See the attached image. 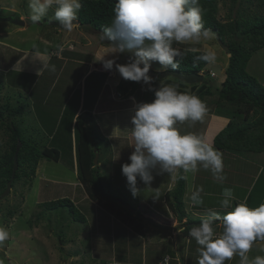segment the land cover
<instances>
[{
  "label": "rangeland",
  "instance_id": "1",
  "mask_svg": "<svg viewBox=\"0 0 264 264\" xmlns=\"http://www.w3.org/2000/svg\"><path fill=\"white\" fill-rule=\"evenodd\" d=\"M28 5L29 0H0V17L16 15L26 20L25 25H17L0 19V42L17 46L20 51L28 52L23 55L10 48L0 49L2 54L0 65H3L0 67V101L5 102L7 96H10L12 106L25 105L20 113H6L7 128L5 126L0 128V153L6 148L5 143L10 137L9 133L17 128L38 148L44 145L57 147L61 156L59 161L42 158L35 177L29 181L32 183V185L29 184L31 187L16 181L10 193L1 199L0 227H5L9 231L10 238L4 242L3 246H0V264H197L201 246L191 236L188 238L181 233L173 235L171 229H160L151 225L150 221H142L141 216L137 217V223H142L141 231H139L136 226H128V222L114 218L111 211L104 206L105 203L107 205L108 200L98 197L92 199L88 195L85 186L78 178L75 121L72 122L71 119L79 108L81 92L88 87L91 77L84 81L85 78L83 79L82 75L86 71V65L78 63L83 61L82 59L72 58L71 55L75 56V53H67L69 60L55 58L52 64L55 66V71H52L50 67L41 69L42 65L35 60L34 51L51 55L53 50L61 44L64 48L70 41H73L70 42L71 44L76 41L77 43L90 42L91 45L84 48L86 54L76 53L77 56L87 58L86 56H92L98 43L103 44L100 36L102 34L93 27L82 25L85 28L83 36L76 30L69 32L68 36L65 32L61 35L62 27L48 23L54 15L55 6L49 10L41 22L33 24L30 20ZM219 6L218 17L223 21L229 20L227 16L233 6L232 0H220ZM245 7L254 11L258 10L255 3L246 4ZM236 12V9L231 10V15L235 16ZM173 46L203 51L212 48L216 52V61L208 63L203 70L205 82L211 84L212 94L206 95L202 100L206 104L208 99L211 102L216 96L217 88L221 86L225 78L229 61V53L225 50V45L214 34V38L209 41L183 44L174 42ZM110 47L111 53L112 50L119 53L114 45ZM129 54L136 58L133 52ZM20 55L24 59L18 62L16 67L12 66ZM116 56L119 57L120 64L128 62L124 60L122 53ZM151 68L160 71L158 69L161 66L158 62H152ZM6 69H9L8 72ZM247 70L264 84V47L253 53ZM211 72L215 76H212ZM117 76L116 79L104 78V81L99 76L95 93L99 92L102 81L106 93L113 91V88L116 90L117 84L126 81L120 73ZM163 78L176 80L172 76ZM139 84L144 89L148 87L140 82ZM131 88L132 83H128V90ZM91 99L93 101V96ZM213 107L208 106L213 113H216L217 110ZM218 133L213 134L214 137ZM100 152L102 155L101 160L100 156L98 157V164L101 171L114 189L122 192L123 197H127L131 202L129 204L131 208H133L132 205L137 206L134 204L137 201L135 197L140 200L143 198V201L147 200L151 206L140 204L142 212L147 210L149 215L154 216L150 219L171 225L172 222L164 220L155 213L152 214L151 211L152 208H160L161 213H164L162 209L165 213L169 212L164 200V192L172 174L165 173L160 181L154 176L150 186L145 185L138 178L140 192L134 197L127 186L126 177L122 174L124 163L114 165L113 169L108 171L107 169L110 168L109 164L106 167L108 159L104 155L105 162H103L104 152L102 150ZM247 154L255 158V153ZM240 162L242 163L241 159ZM245 164L242 163L244 166ZM255 167L252 166L253 171H256ZM204 171L209 170L203 168L199 171V183L203 182ZM251 175L249 174V177ZM192 181L191 178V184ZM201 187L198 186L197 189ZM172 190L173 187L170 188V191ZM60 198L71 200L74 210L67 205L47 211V208L40 205V203ZM121 200H112L116 210L120 206L123 207ZM184 201L185 211L192 216L190 218L197 220V217L207 215L201 206L194 207L187 197ZM233 205V207L236 206ZM251 207L255 208L254 205ZM210 208L220 210L219 204H211ZM10 210H13V214L8 212ZM41 212L44 215L38 221ZM224 214L226 211L221 215ZM75 215H82L86 220L78 219ZM178 217L180 222V216ZM218 225L216 228H222ZM181 226L177 224L176 227ZM216 233L219 235L222 232ZM163 257L168 258L167 261H162ZM230 262L231 260H226L225 264Z\"/></svg>",
  "mask_w": 264,
  "mask_h": 264
},
{
  "label": "clouds",
  "instance_id": "2",
  "mask_svg": "<svg viewBox=\"0 0 264 264\" xmlns=\"http://www.w3.org/2000/svg\"><path fill=\"white\" fill-rule=\"evenodd\" d=\"M28 6L33 24L41 22L55 6L48 22L57 21L58 27L71 32L79 21L78 13L83 5L81 0H29ZM113 11L114 19L104 28L102 39L114 45L117 52L127 50L136 58L124 64L116 63L115 59H102L104 68L115 67L122 78L140 82L155 91L153 101L136 105L131 121L134 151L129 157L131 162L122 165V174L132 195L135 197L140 192L138 178L145 185H151L153 170L174 174L182 169L188 173L197 171L200 165L210 170L218 183H223L226 179L223 154L203 136L181 133L177 128L180 122L202 121L207 113L206 103L174 86L162 84L153 89L155 78L149 74L152 62H158L161 66L158 70L163 72L169 67H179L183 53L173 46L174 42L200 43L214 38V33L204 27L199 0H117ZM196 59L214 63L217 56L208 48ZM49 67L55 71L54 65L43 64V68ZM202 191L201 188L192 193L193 206L204 204ZM222 197L219 209L227 210L226 214L208 208L206 218L190 229V236L201 246L197 264H225L234 255L240 257V264H264V256L250 260L247 255L254 244L264 242V204L253 208L239 203L233 207L235 196L230 187L223 188ZM217 224L223 229L219 235ZM9 238V231L0 227V246Z\"/></svg>",
  "mask_w": 264,
  "mask_h": 264
},
{
  "label": "trees",
  "instance_id": "3",
  "mask_svg": "<svg viewBox=\"0 0 264 264\" xmlns=\"http://www.w3.org/2000/svg\"><path fill=\"white\" fill-rule=\"evenodd\" d=\"M81 2L83 6L78 13L80 24L93 27L102 34L104 28L112 24L114 19L113 9L117 0H81ZM232 2L233 6L227 16L229 20L223 21L218 17L220 0H199V4L203 9L204 27L210 29L223 45L228 46L229 53L225 78L222 80L221 86L217 88L218 94L216 92V96L211 102L215 104L218 114L225 115L230 120L215 136L214 144L218 148L233 152L254 151L255 153H261L264 152V84L247 70V65L253 53L264 47V0H232ZM253 3L258 7V10L254 11L249 7H245L246 4L251 5ZM233 9L237 10L235 16L231 15ZM100 36L102 38V35ZM102 40L103 44L107 43V40ZM177 48H180L183 53L179 67L176 69L169 67L168 69L183 73H200L209 63L196 59L203 54V50ZM152 73L151 76L155 78L152 88L157 89V81L160 77L156 75L158 72L152 71ZM96 74L102 79L105 78L104 72L92 71L86 77V80L90 77L91 79L94 78ZM170 80L173 83L168 82L172 84L165 85L174 86L180 92H187L201 99L208 94H212L211 84L206 83L205 79L194 84L183 82L178 78L176 80L170 78ZM128 83H132L131 93L139 87V82L126 80L117 85V90H128ZM189 85H191L190 90L187 89ZM145 92L148 95H155L154 90L146 89ZM12 103L10 96H7L5 102L0 101V128L5 126V119H8L6 113H20L25 108V105L12 106ZM71 120L73 122V117ZM95 125V120L90 111L80 113L76 117L78 178L85 186L90 198L96 199L98 197L108 200L107 205L105 203L104 206L116 218L128 222V226H136L141 231L142 223H137V217L141 216L140 219L144 222H149V218H146L142 209H140L138 197H135L137 201L134 203L137 206L132 205L134 212L124 205L117 210L112 205L114 203L112 200L118 199H122L128 204H131V202L127 197H123L122 192L114 189L111 182L101 171L99 164L94 163L95 152L96 150L100 152L101 143H103V137L95 130ZM5 128L7 127L5 126ZM9 136L5 143L6 148L0 153V194L5 190L7 182L11 178L14 167V154L19 143L21 146L18 153V169L12 187L16 181L31 187L29 184L32 185V183L29 181L35 177L40 160L46 158L59 161L61 156V152L57 147L44 145L42 148H38L33 142L27 140L17 128L9 133ZM185 187V178L180 176L174 189L170 193L168 192L166 196L167 204L180 218L187 216L184 206ZM40 205L47 208V211L67 205H70L74 210L72 201L68 198H60L40 203ZM12 211L8 212L13 214ZM41 213H39L38 221L44 215L43 212ZM76 217L83 221L85 219L82 215ZM204 218L206 216L197 217L196 222L193 218H189L182 224L183 229L180 230V233L189 237L190 229L199 225ZM167 259L164 257L162 261H167Z\"/></svg>",
  "mask_w": 264,
  "mask_h": 264
},
{
  "label": "crops",
  "instance_id": "4",
  "mask_svg": "<svg viewBox=\"0 0 264 264\" xmlns=\"http://www.w3.org/2000/svg\"><path fill=\"white\" fill-rule=\"evenodd\" d=\"M20 18V17H19ZM23 19V18H22ZM26 21V20H25ZM80 23L74 25V29L76 32L79 33V35L83 36V28ZM62 34L68 36L69 32H67L64 29H61ZM83 33V34H81ZM59 35V34H58ZM64 36V35H63ZM73 42V41H70ZM67 44L66 47H63V44H61L57 49H54L53 52L50 54L45 53H35L34 51V57L35 60L41 63L42 68L43 64H48L51 66L54 63V59L58 60H69V57L67 53H75L74 55H71L74 59H82L83 61H78V63H82L86 65V71L83 73L82 78L86 81V77L93 71V72H104L105 78L110 79H116L118 77V71L113 67L111 70H106L103 66V60L102 59H115L116 63L119 62V57L116 56L119 53H116L112 50L111 53V47L108 41L105 44L98 43V46L95 48L94 53H92V56H86L87 58H83L80 56H77L76 53L80 52L83 54H86L84 50L85 47L90 46V42H80L77 43H70ZM107 44V45H106ZM77 45L79 47H77ZM6 46V47H4ZM6 49L10 48L11 50L17 51L20 53H28L20 51L17 46L10 45L8 43L0 42V49ZM0 61L2 60V54L0 52ZM20 55L15 63L12 64V66L16 67L18 62L23 60L24 58ZM116 56V57H115ZM125 61H129L128 59H124ZM32 62V60L30 61ZM125 62L121 63L124 64ZM3 66L2 64L0 67ZM150 75H153L152 71L155 72H163V71H157L152 68H150ZM7 72L9 69H6ZM13 70V69H10ZM99 75L96 74L94 78L90 80V83L88 87H86L81 92V102L79 103V108L76 110L75 114L73 115V122L76 120V117L80 113H85V111H90L92 113V116L95 120V130L102 135V142L101 143V150L103 153V162H105L104 155H106V158L108 159L106 161V167L109 164V169L112 170L114 165H119L122 163H130V155L134 151V140L132 139L131 132H132V117L135 114V108L136 105L143 102H151L155 99V95H148L145 91L148 89L146 87L145 89L139 84V87L131 93V89L124 90V91H117L113 88V91L107 92L105 90L104 85V78L102 81V85L99 89V92L96 94L95 89L99 82ZM108 81V80H107ZM106 81V82H107ZM172 82L169 78H160L157 81V89L163 84H172L168 83ZM117 83V80H116ZM118 85V84H117ZM116 85V86H117ZM175 85V84H174ZM188 90L191 89V85L187 87ZM198 89V88H197ZM74 90V89H73ZM115 90V91H114ZM195 90V89H193ZM93 96V101H91ZM207 106V113L204 116L202 121H184L177 124V128L181 131V133H191L203 136L207 139L209 143H211L218 151H220L223 154V160H224V174L226 175V179L223 183H218L215 180V177L213 176L212 172L209 170L208 172L203 173V182L199 183V171L202 168V166L198 165V170L195 172H188L184 173L182 169L176 170L174 174H172L171 179L166 184V191L164 192V200L166 202V196L167 193L171 192L170 188L175 187L177 184V180L180 176H183L186 181V187H185V195L184 198H188L190 200V197L193 192L197 191L198 186H202L201 188L203 191L200 193L201 197L203 198L204 204L201 205V208L206 211V209L210 208V205L213 204H220V201L222 200V191L224 187H230L234 190V196L235 199L233 200V204L236 206L239 203H248V206H259V204L264 202V152L261 153H255L254 151H246V152H233L230 150L221 149L215 146L214 144V135L215 133L221 131L229 122V118L225 115L213 113L211 109L208 108V106H211L215 108V104L211 103L208 99V102L206 104ZM216 110V108H215ZM107 149V150H106ZM100 150V151H101ZM110 152V155H109ZM255 153V158L252 156H249L247 153ZM101 152H99L100 160H101ZM240 159L242 160V163H246L245 166L242 165L240 162ZM101 162V161H100ZM252 166H256V171L252 170ZM167 172H159V170H153V175L156 176L157 180L160 181V178H163L162 176ZM249 174H252L249 177ZM159 177V178H158ZM191 178H192V184H191ZM248 178H250L248 180ZM139 199L140 204H147L151 206V204L146 200L143 201ZM191 201V200H190ZM167 204V202H166ZM192 204V203H191ZM193 205V204H192ZM168 206V213H165V211L162 209L164 213H161L159 209H153L151 213H155L159 216H161L164 220L168 222H172L171 225L163 222L161 224H167L172 227H176L177 224H183L186 222L190 217V214H187L186 217L180 218L178 214L175 213L167 204ZM185 206V201H184ZM234 206V205H233ZM195 207V206H194ZM221 212V214L224 211L227 210H218ZM144 216L146 218H153L154 216L149 215L148 211L143 212ZM207 216V215H206ZM114 218H116L114 216ZM194 220V219H193ZM195 221V220H194ZM160 223V222H159ZM152 225V224H151ZM218 225V224H217ZM220 225H218L219 227ZM163 230H170V229H164ZM173 235H178L180 233V227H176V229L171 228ZM216 232H222V228L218 229L216 228ZM221 230V231H220ZM189 238V237H188ZM194 239V238H192ZM249 259H253L254 257L260 255L264 256V242H257L254 244L253 248L250 250V252L247 254ZM164 258V257H163ZM162 260V259H161ZM231 262L229 264H240V257L238 255H234L232 259H230ZM237 260V261H233Z\"/></svg>",
  "mask_w": 264,
  "mask_h": 264
},
{
  "label": "water",
  "instance_id": "5",
  "mask_svg": "<svg viewBox=\"0 0 264 264\" xmlns=\"http://www.w3.org/2000/svg\"><path fill=\"white\" fill-rule=\"evenodd\" d=\"M0 19L5 20V21H9L13 24H17V25H25V20L22 18L17 17L16 15H7V16H2L0 17ZM49 23V22H48ZM59 22L57 21H53L51 23H49L50 25L53 26H57ZM79 21H77L75 24H78ZM58 27V26H57ZM225 50L228 51V46H224ZM123 58L125 59H135L133 55L129 54V52L127 50H125L122 53ZM158 77L162 78V77H166V76H172L175 78L180 79L183 82L189 83V84H194V83H200L203 81L204 76L200 73H196V72H191V73H183L181 71L178 70H171V69H167L164 72H160L156 74ZM20 146L21 144L19 143L16 149V152L14 154V167H13V171L11 174V178L9 179V181L7 182L6 188L5 190L0 194V200L3 199L4 197H6L11 189H12V183L14 181L15 178V173L18 169V153L20 150ZM95 158H94V163L98 164V157H99V152L96 150L95 152ZM121 200V199H119ZM122 204L124 206H126L127 208H129L132 212H134L135 210L133 208H131V205H129L127 202L121 200ZM151 224L160 227V228H164V229H171L172 226L166 225V224H161L153 219L149 220Z\"/></svg>",
  "mask_w": 264,
  "mask_h": 264
},
{
  "label": "built area",
  "instance_id": "6",
  "mask_svg": "<svg viewBox=\"0 0 264 264\" xmlns=\"http://www.w3.org/2000/svg\"><path fill=\"white\" fill-rule=\"evenodd\" d=\"M211 75H212V76H215V74H214L213 72H211ZM161 264H163V263H161ZM165 264H167V263H165Z\"/></svg>",
  "mask_w": 264,
  "mask_h": 264
},
{
  "label": "flooded vegetation",
  "instance_id": "7",
  "mask_svg": "<svg viewBox=\"0 0 264 264\" xmlns=\"http://www.w3.org/2000/svg\"><path fill=\"white\" fill-rule=\"evenodd\" d=\"M173 228V227H172Z\"/></svg>",
  "mask_w": 264,
  "mask_h": 264
}]
</instances>
